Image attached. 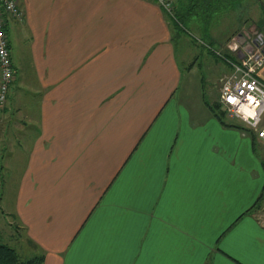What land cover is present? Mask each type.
I'll list each match as a JSON object with an SVG mask.
<instances>
[{"label":"crops","instance_id":"1","mask_svg":"<svg viewBox=\"0 0 264 264\" xmlns=\"http://www.w3.org/2000/svg\"><path fill=\"white\" fill-rule=\"evenodd\" d=\"M18 1L0 198L25 260L264 264V143L211 107L221 72L195 74L175 19L153 0ZM228 1L189 26L210 35Z\"/></svg>","mask_w":264,"mask_h":264},{"label":"built area","instance_id":"2","mask_svg":"<svg viewBox=\"0 0 264 264\" xmlns=\"http://www.w3.org/2000/svg\"><path fill=\"white\" fill-rule=\"evenodd\" d=\"M153 1L176 20L173 0ZM9 17L23 20L24 13L18 0H0V107L7 103L16 76L7 30ZM205 44L231 66L221 80L220 101L224 110L240 120L264 143V81L258 76V70L264 65V48L255 43V49L252 47L241 53V49L237 50L239 45L233 41L227 45V54L215 49L212 44Z\"/></svg>","mask_w":264,"mask_h":264},{"label":"rangeland","instance_id":"3","mask_svg":"<svg viewBox=\"0 0 264 264\" xmlns=\"http://www.w3.org/2000/svg\"><path fill=\"white\" fill-rule=\"evenodd\" d=\"M221 5L223 0H218ZM221 1V2H220ZM229 3H233V5L221 12V15L217 18V21H213L214 23L210 25V35H206L203 30H199L196 26L191 28L189 23H185L186 32L184 37L189 41L193 42L194 49L198 54L197 58H193V60H197V65L195 67V74L200 76L208 77L210 76V72L212 75H217V73L221 72V77L218 79L219 85L216 84V98L213 103H210L211 107H216L215 110L220 113H224L225 110L220 101L222 82L221 78H223L224 74L228 72L229 67L227 63L224 62L220 57L211 52L210 49L205 47V43L212 44L215 49L222 51L223 53H229L227 49V45L230 42L235 41L239 48L241 49L244 46V43H240L239 39L244 37L246 42L250 43L251 47L255 49L256 44L262 46L264 48V0H229ZM216 3L214 2V5ZM225 6V5H224ZM208 16V15H207ZM209 18V16H208ZM207 18V19H208ZM211 19V18H210ZM194 26V25H193ZM208 31V33H209ZM196 38V42L193 40ZM195 42V43H194ZM196 44V45H195ZM244 53V51H243ZM200 54V55H199ZM236 58V56H233ZM238 58V56H237ZM236 58V59H237ZM226 63V64H224ZM214 65L216 71H214L211 65ZM225 65V66H224ZM224 66V67H223ZM210 67V71H209ZM230 71V70H229ZM215 81V79L213 80ZM216 82V81H215ZM213 86V85H212ZM215 86V85H214ZM214 91V89H211ZM213 97L212 95L209 98ZM25 95L23 93V99ZM7 104L0 107V111L7 109ZM236 122H240V120L234 118ZM2 185L0 184V187ZM3 187V186H2ZM1 191V188H0ZM8 197V196H7ZM9 198V197H8ZM2 197L0 198V241L8 244H15L16 248L19 249L22 257L27 258V246L33 247L32 244L24 239L23 231H20L21 228L18 226L19 224L16 222L15 215H11L4 208L5 205L2 204ZM7 204V202H4ZM26 251V252H25Z\"/></svg>","mask_w":264,"mask_h":264},{"label":"trees","instance_id":"4","mask_svg":"<svg viewBox=\"0 0 264 264\" xmlns=\"http://www.w3.org/2000/svg\"><path fill=\"white\" fill-rule=\"evenodd\" d=\"M235 1V0H234ZM218 0H189L175 4L176 20L174 26L178 33L186 32L185 23H189L192 16H196L205 26H208L212 15L221 7L214 5ZM221 2V1H220ZM209 18H208V16ZM208 18V19H207ZM216 109V107H213ZM215 111V110H214ZM218 114L224 115L216 110ZM219 115V117H222ZM0 264H43L41 256H34L30 259H23L16 248L8 243L0 241Z\"/></svg>","mask_w":264,"mask_h":264}]
</instances>
